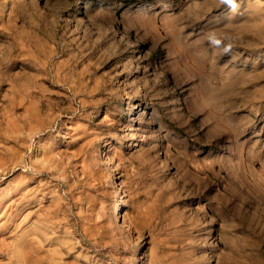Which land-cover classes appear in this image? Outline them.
Segmentation results:
<instances>
[{
  "label": "rangeland",
  "instance_id": "rangeland-1",
  "mask_svg": "<svg viewBox=\"0 0 264 264\" xmlns=\"http://www.w3.org/2000/svg\"><path fill=\"white\" fill-rule=\"evenodd\" d=\"M0 264H264V0H0Z\"/></svg>",
  "mask_w": 264,
  "mask_h": 264
},
{
  "label": "bare ground",
  "instance_id": "bare-ground-1",
  "mask_svg": "<svg viewBox=\"0 0 264 264\" xmlns=\"http://www.w3.org/2000/svg\"><path fill=\"white\" fill-rule=\"evenodd\" d=\"M185 19V18H184ZM182 20V19H181ZM180 20V21H181ZM178 22V21H177ZM157 25V24H156ZM188 24L187 23H185V22H180V23H176L175 25H173V27H172V34H175L177 37H176V40L174 41V43L176 42V44H175V47H174V53L178 56V58H179V61H180V59L182 60L183 58H185V56H186V54H192L193 56L195 55V56H197L196 58L201 62L204 58L206 59V57H202L203 55L201 54L202 53V50H200L199 49V46H196V47H198V48H192V44H190L189 43V40H188V37L187 36H185V34H183V31L185 30V28H186V26H187ZM160 31V30H159ZM158 32V31H157ZM152 33V32H151ZM161 33H163L162 31L161 32H158V35H157V37L158 38H163L164 37V39L165 38H168V35L167 34H161ZM214 33V32H213ZM213 33L211 32V33H209V38H208V45H207V43L205 44V45H207L208 47H206L205 48V53H206V55H207V59H206V62H207V68L209 69V77H210V79L212 78V80H214L213 78H215V76H216V71H219V70H217L218 69V67H217V64H216V62H215V53H216V48H215V45H214V38H213ZM157 37H156V39H157ZM164 39H162V40H164ZM171 39V38H170ZM169 39V40H170ZM191 39V38H190ZM160 40V39H159ZM200 39H198V41H199ZM158 41V40H157ZM173 42V41H172ZM200 42V41H199ZM157 43V42H156ZM195 44V43H194ZM181 45L182 46H184V48L186 47V49H189V52L188 51H186L185 53H183L182 51H181ZM196 45V44H195ZM169 46V45H168ZM185 49V50H186ZM195 49V50H194ZM204 49V48H203ZM188 52V53H187ZM220 53V52H219ZM218 55V54H217ZM222 55V54H221ZM190 59L192 58V56L191 57H189ZM194 58V57H193ZM176 60V59H175ZM158 61V60H157ZM177 61H178V59H177ZM176 61V62H177ZM186 62V61H185ZM193 62H195V61H193ZM178 63V62H177ZM205 63V62H204ZM198 64V63H197ZM200 64H202V63H200ZM199 65V64H198ZM207 71V70H206ZM208 73V72H207ZM200 75L201 76H203V73L201 72V71H199L197 68H195V70L193 71V77L194 78H199L200 77ZM205 76V75H204ZM203 76V77H204ZM200 78H202V77H200ZM206 78V77H205ZM209 79V78H208ZM210 79H209V81H210ZM235 136V135H234ZM240 158H241V156H240ZM236 165V164H235ZM208 184V183H207ZM241 197V196H240ZM122 200H120L119 201V205L116 207V210H117V212L119 211V209H120V207H121V205H122Z\"/></svg>",
  "mask_w": 264,
  "mask_h": 264
}]
</instances>
